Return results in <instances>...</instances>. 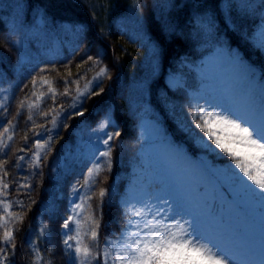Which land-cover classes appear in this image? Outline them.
Listing matches in <instances>:
<instances>
[{"label": "rangeland", "instance_id": "1", "mask_svg": "<svg viewBox=\"0 0 264 264\" xmlns=\"http://www.w3.org/2000/svg\"><path fill=\"white\" fill-rule=\"evenodd\" d=\"M262 14L264 16V8ZM3 38L14 51L15 60L10 75L0 62V106L7 102L13 89L27 86L22 102L28 104L29 142L20 149L12 169L3 162L5 143L0 142V178L6 170L8 175L5 179L9 186L7 196L0 197V200H6L10 205L5 213L3 205L0 204V242L3 240L4 225L14 231L20 212L25 208V202L46 176L48 182L39 207L50 219H58V228L51 239L43 231V225L27 234L25 239L31 258L33 262L45 264L44 252L46 251V256L54 253L49 251L58 243L66 249L68 263L73 264L75 261L79 264L74 251L63 243L67 238L64 234L67 230L63 228V224L70 214L74 215L70 209L76 204L82 205L81 209L76 210L79 212L75 216L76 222L70 224L73 229L71 235L76 236L77 231L79 234L83 232V236H87L86 243L92 248L93 256L97 255L98 249L93 247L91 240L90 230L93 226L87 221H81L84 219L81 215L96 205L94 199L88 202L86 197H95V191L90 184L98 174L89 177L88 170L98 166L101 169L100 174L111 163L110 157L98 155L97 149L105 148L102 143H98V138H106L105 132L118 131L117 125L107 113H102L88 124L79 121L68 139L59 144L57 153L52 158L50 152L54 146V138L59 135L72 112L80 111L85 97L98 91L107 78L108 71L103 65L102 48L86 47L78 30L64 34L50 30L45 33L39 26L22 23L18 18H11L4 23ZM253 42L259 49L264 47V20ZM236 52V49L219 46L197 62L192 63L185 59L182 65L189 72L169 71L166 83L172 90H183L187 99L202 105L203 111L214 107L215 113L229 114L242 122L264 128V82L258 81L253 67L244 61L240 64L232 58ZM72 59H77L75 74L60 82H55L38 71L41 61L67 62ZM86 65L83 72L79 70ZM101 68L106 70V75L94 79ZM151 71V61L144 54L127 71L110 79L108 94L114 93L129 109L139 108ZM40 78L51 82V87L57 93L54 98L49 92L48 84L40 85ZM34 79L37 80L35 89L32 83ZM85 85L88 86V91L85 97H81L78 90L84 92ZM65 91L69 94L63 95ZM41 93L44 95L38 100ZM51 101L55 103L50 105ZM30 104L35 107L30 108ZM168 115L184 132H194L191 124L182 120L171 106ZM101 124H106L103 130L100 129ZM135 131L144 141V145L137 150V161L128 170L129 179L119 198L124 215L125 205L131 204L137 207L148 206L156 213V221L152 226H175L182 224L185 217H191L193 230L188 229L187 225L185 228L201 242L209 241L219 249L229 264H264V194L254 192L251 187L255 188V185L235 166L214 169L201 159L193 158L176 147L170 142L162 126L152 119L140 120ZM197 136L202 137L207 145H215L208 140L205 133H198ZM37 142L43 147L37 148ZM195 143L201 147L206 146L196 139ZM37 154L39 161L36 160ZM85 178L88 179L86 185ZM74 188L79 195L74 193ZM139 222L142 223V219ZM83 223L85 232L81 227ZM80 236L81 234L79 238ZM70 243L74 244L75 241ZM0 247H3L2 243ZM7 249L8 246L0 256L5 255ZM103 250L106 248L103 247ZM107 250L111 251L108 245ZM55 258L48 255L47 259L48 262H54Z\"/></svg>", "mask_w": 264, "mask_h": 264}, {"label": "trees", "instance_id": "2", "mask_svg": "<svg viewBox=\"0 0 264 264\" xmlns=\"http://www.w3.org/2000/svg\"><path fill=\"white\" fill-rule=\"evenodd\" d=\"M263 8L264 0H0V62L8 75L11 74L15 56L3 38V29L4 23L11 18L37 25L45 33L50 30L64 34L78 30L86 47L102 48L103 65L107 68L108 76L96 92L101 89L103 92L100 96L90 94L86 98L80 109L85 116L78 117L72 112L59 135L54 138L50 152L52 158L59 144L68 139L79 121L88 124L102 113H107L117 125L120 135L110 142V166L90 184L95 197L92 196L88 202L94 199L96 205L81 215L84 223L87 221L94 227L90 217L99 223L98 239L93 242V247L98 249L96 257L100 264H103V247L107 249L105 241L118 235L124 226L125 215L119 198L129 179L128 170L137 161V150L144 145L135 131L140 120L149 118L158 122L172 144L214 169L235 166V162L216 145H196L195 137L201 131L196 127L199 121L194 119V114L201 110L202 105L187 99L183 90L170 89L166 76L169 71L189 72L182 65L183 60L197 62L215 48L223 46L236 49L243 61L256 70L258 81L264 82V53L253 42L264 20ZM208 21L210 26H206ZM144 54L151 61L152 71L145 84L141 105L129 109L114 93L108 94L109 81L131 68L133 62ZM76 60L41 61L38 71L60 82L75 74ZM86 67L79 70L83 72ZM26 87L13 89L7 102L0 106V142L6 145L3 162L10 169L16 163L20 149L29 142L28 104L23 102V108L20 106ZM54 103L51 101L50 105ZM170 106L182 120L191 124L194 132H184L174 123L168 115ZM213 110L214 107L205 112ZM5 128L9 129L7 133L4 132ZM47 182L44 176L20 212L14 226V240L5 253L7 264H36L25 237L31 230L43 225V231L51 239L58 228V219H50L39 207ZM101 190L105 192L103 198L99 197ZM84 223L81 227L85 232ZM80 234L83 247L87 245V236L84 237L83 232ZM52 251L54 253L48 255L56 257L54 262H48L45 251V264H69L63 245L57 243L49 252ZM89 262L97 264L95 260Z\"/></svg>", "mask_w": 264, "mask_h": 264}, {"label": "snow or ice", "instance_id": "3", "mask_svg": "<svg viewBox=\"0 0 264 264\" xmlns=\"http://www.w3.org/2000/svg\"><path fill=\"white\" fill-rule=\"evenodd\" d=\"M206 26H210V21L206 23ZM260 49L264 51V47H260ZM232 58L240 64L243 63V58L239 52L234 53ZM89 59L91 60L92 58L89 57ZM41 71L44 70L42 69ZM105 75L106 70L101 68L94 79ZM32 83L35 89L37 80L34 79ZM44 84L49 85V92L54 98L57 93L51 87V82L46 78H40V85L43 86ZM87 91L88 86L85 85V91L79 92L78 90V95L85 97ZM102 92L103 89L99 92L94 91L91 95L100 96ZM33 94L35 95V92ZM68 94L67 91L63 93V95ZM43 95L41 93L37 99H42ZM20 106L23 108V102H21ZM29 107H35V105L30 104ZM73 115L83 117L85 112L76 111ZM29 119H31V116ZM194 119L199 121L196 127L206 134L208 140L212 141L216 148L230 157L235 162V167L243 173V176L247 177V180L251 181L252 185H255V188L251 187L254 192L264 194V128H258L250 123L242 122L229 114L221 115L213 111L205 112L200 110L194 114ZM105 127L106 124L100 125L101 130ZM8 131V128L4 129L5 133ZM119 135L118 131L105 132L104 136L106 138H98V143H102L105 146L104 150L97 149L98 155L106 158L110 157L109 142ZM195 139L202 145H207L202 137L196 136ZM207 146L209 147V145ZM41 147L43 145L37 142V148ZM39 159L40 157L37 154L36 160L39 161ZM36 166L39 165L37 164ZM0 170H2V166H0ZM100 171L101 169L98 166L89 169L88 176L99 174ZM7 175V171L4 170L3 177L0 178V197L7 196L9 187L5 179ZM87 183L88 179L85 178L84 184L86 185ZM26 186L21 185V187ZM73 191L76 195H79L77 189L74 188ZM104 196L105 192L101 190L99 197L103 198ZM91 198V195L86 197L87 200ZM0 204L3 205L4 212L7 213L10 205L6 200H0ZM81 207L82 205L76 204L74 208L70 209V212L74 213V215L70 214L64 221L63 228L67 230L64 234L67 238L63 243L74 251L79 264H89L90 260H95L97 264H100V260L93 256L90 246L81 247L82 241L79 238V232L77 231L76 236L71 235L73 229L70 224L76 222L75 216L79 215L76 210L81 209ZM125 209V222L119 231V235L105 241L111 251L104 250L102 255L103 264H229L228 259L225 258V255L219 249L215 248L209 241L201 242L185 228V225H187L188 229L193 230L191 217H185L182 224L175 226H152L156 221V213L152 212L148 206L141 205L137 207L136 205L126 204ZM144 213H148V215ZM141 219L142 223L139 222ZM90 220L95 225L90 230L91 240L95 242L98 239L97 229L99 228V223L93 217H90ZM4 227L3 240L0 242L3 247H0V253H4L5 247L14 240L13 230L8 229L6 224ZM70 241H75V243H70ZM6 260V254L0 256V264H5ZM36 264H39V262L37 261ZM73 264H76V262L73 261Z\"/></svg>", "mask_w": 264, "mask_h": 264}]
</instances>
